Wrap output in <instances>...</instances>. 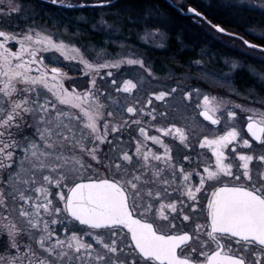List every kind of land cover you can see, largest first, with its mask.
I'll list each match as a JSON object with an SVG mask.
<instances>
[{"label": "snow or ice", "instance_id": "obj_1", "mask_svg": "<svg viewBox=\"0 0 264 264\" xmlns=\"http://www.w3.org/2000/svg\"><path fill=\"white\" fill-rule=\"evenodd\" d=\"M118 3L79 7L134 22ZM43 7L0 0V264H264V108L180 81L139 95L121 69L151 77L143 59L90 58L35 23Z\"/></svg>", "mask_w": 264, "mask_h": 264}, {"label": "rangeland", "instance_id": "obj_2", "mask_svg": "<svg viewBox=\"0 0 264 264\" xmlns=\"http://www.w3.org/2000/svg\"><path fill=\"white\" fill-rule=\"evenodd\" d=\"M170 1L181 6H185L189 2L194 3L209 13H211L210 5L213 9L219 10L222 8V10H226L227 8L221 5L229 2V0ZM25 2L27 3L26 0ZM66 2L79 6L80 4H94L97 0H66ZM231 2L236 7L229 8L228 10L233 9V11L228 12L233 15L235 12L241 11L240 14L244 16V18L241 19L240 17L235 21L238 22L237 24L240 25L242 31L252 37L264 36V15H261V10L258 7L261 1L231 0ZM35 5L36 3H34ZM117 7L131 10L135 21L129 20L127 14L117 16L115 9L105 6L103 8L83 7L86 11L85 14L79 15L77 13L74 19H71L70 22L65 20L64 23L52 22L49 19L43 21L38 14L35 17V23L47 31L55 33L57 38L75 44L82 51H85L90 58L96 55L92 51L93 47L97 49L105 48L112 53H135L134 58L143 59L145 67L151 70L152 76L149 77L138 65L122 66L121 71L127 73L125 78L138 79L140 76L145 78L144 87L139 95H145L146 90L162 88L164 85H171L175 81H180L183 84L198 87L202 94L223 98L225 101H231L235 104L264 108V104L261 103L264 100V54L246 50L234 40L221 38L202 23H199L197 19H190L188 22L190 28L186 26V29H189L186 30L187 32L195 33L197 35L195 38H212L208 44L203 41L200 42L197 49L199 56H210V60H204L199 64L194 62L191 70H196L195 73H178L165 64H162L159 73L154 70L153 63L147 56L146 51L161 52L164 50L168 35L176 34L179 30L174 18L156 6L151 8L142 7L141 9L129 6L125 8V6L118 3ZM78 8L77 11L79 12L82 7ZM43 10L47 11L45 8ZM56 11L59 12V9H56ZM19 23L20 28H23L26 21L21 20ZM84 25L87 27V29L84 27L87 34L83 37L77 28ZM153 26L159 29V33L156 35L152 34L154 31ZM160 33L163 35H160ZM190 36L193 35L190 34ZM92 37L99 39L100 42L92 44ZM193 42L197 44V42ZM143 49L144 53L142 52ZM60 59L63 62L62 58ZM234 64L235 67H233ZM69 74L79 79L77 73L69 72ZM236 74H245L252 81V85L245 86L242 89L236 88L233 85L234 75ZM149 80L151 83H148ZM244 122L245 120L238 119L236 123L243 129Z\"/></svg>", "mask_w": 264, "mask_h": 264}, {"label": "trees", "instance_id": "obj_3", "mask_svg": "<svg viewBox=\"0 0 264 264\" xmlns=\"http://www.w3.org/2000/svg\"><path fill=\"white\" fill-rule=\"evenodd\" d=\"M40 1L36 0V5L39 4ZM119 4L126 7H132V8H151V7H160L164 12L170 14L174 18V22L177 24L178 29L176 34H170L168 35V41L165 44V48L163 51H153L148 50L146 51L147 56L149 59H151L154 70L156 72L160 73V69L162 64L167 65L168 67L172 68L175 72L178 73H186L187 71L191 70L192 65L194 62H204V60L209 61L210 56L208 57H201L197 53L199 52L197 49L199 48L198 45L195 44L193 41H189L188 38H195L197 36L195 33H189L186 30V24L183 20H180L175 13L171 9L167 7V4L165 2H162L160 0H120ZM46 4H44L45 6ZM51 10H40L37 8V12L40 15V19L42 18L43 21H47L46 18H49L52 22L58 21L60 23H64L66 20L67 22H70L71 19H74V17L77 16V13L79 15H83L86 13L84 9L78 11H56V9L50 8ZM42 15V16H41ZM224 17L225 20L228 19H235L238 18L241 19L244 18L243 14H233L230 15L229 13L225 14ZM46 17V18H45ZM216 19V18H215ZM220 22L222 18H218ZM180 25V27H179ZM87 27L79 26L77 30L81 32V35L84 37L85 34H87ZM190 28V26H188ZM193 35V36H190ZM91 43L98 44L100 41L97 38L92 37ZM144 53V49L142 51ZM233 85L238 88L242 89L243 87L247 86L249 87L252 85V81L245 75V74H236L234 75V82Z\"/></svg>", "mask_w": 264, "mask_h": 264}, {"label": "flooded vegetation", "instance_id": "obj_4", "mask_svg": "<svg viewBox=\"0 0 264 264\" xmlns=\"http://www.w3.org/2000/svg\"><path fill=\"white\" fill-rule=\"evenodd\" d=\"M26 1L29 2V0H26ZM38 1H40V3L42 2V0H38ZM160 1L165 2L167 4V7L169 9H171L173 11V13H175V15L178 18H180V20H183L185 23L188 24L190 19H197L199 23H202L210 31L221 36V38L234 40V41L238 42L246 50L264 54V36H253L252 37L248 34H245L244 31H242V29L239 27L240 25L237 24L238 22L237 23L235 22L236 20L234 18L228 19V20L224 19V17L226 16L225 14L226 13L228 14L229 13L228 11H233V9L228 10L229 8H227L226 9L227 11H226V10H222V8L220 7L221 9L218 10V9L211 8V5H210L209 9L211 10V13H209L208 11L204 10L203 8L195 5L194 3H190V2L188 4H186L185 6H181V5H176V4L172 3L170 0H160ZM259 1H261V0H259ZM30 2L34 6V3H36V0H30ZM44 4H46V5L43 8L49 9V10H51L50 8L59 9V11H77L79 9L78 5H76V7L68 8V7H65L64 5H61V4H55V5L51 4L50 2H47V0H44ZM188 8H195L202 15L196 16L194 13H189L187 11ZM82 9H80V10H82ZM240 12L241 11L235 12V14L240 15ZM218 18H222L221 19L222 22H220ZM46 19L48 20L49 18H46ZM208 21H211L212 24L220 25L221 27L225 28V31L232 33L233 36L224 35V34L219 33L218 31H216V29L211 27V24H209ZM1 25H2L1 27L9 28L8 24H1ZM261 29H263V28H261ZM221 38H220V40H221ZM188 40L189 41H195V42H197V44H200V42H202V41L205 44H208V42L210 43L212 38H210V37H203V38L197 37V38H188ZM244 40H247L249 43L255 44V45L261 47V49L249 48L248 45H245L243 43ZM167 41H168V39H167ZM195 72H197V71L196 70H189L186 73L191 74V73H195ZM199 121L202 125L206 126V129H205L206 134H211V128H220V126H209L208 122L203 121L202 118H199ZM243 124L245 126L246 121ZM244 126H243V129H244ZM245 131H246V129H245ZM207 154L210 156V152Z\"/></svg>", "mask_w": 264, "mask_h": 264}, {"label": "water", "instance_id": "obj_5", "mask_svg": "<svg viewBox=\"0 0 264 264\" xmlns=\"http://www.w3.org/2000/svg\"><path fill=\"white\" fill-rule=\"evenodd\" d=\"M79 7V6H78ZM189 12V11H188ZM189 13H191V12H189ZM220 33V32H219ZM221 34H224V35H229V36H233V34L232 33H229V32H227V31H225L224 33H221ZM231 34V35H230ZM249 44H251V43H249ZM257 49H261V47H259V46H257L256 47Z\"/></svg>", "mask_w": 264, "mask_h": 264}]
</instances>
